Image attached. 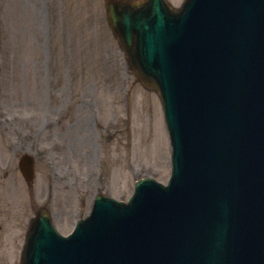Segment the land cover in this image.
<instances>
[{
  "label": "rangeland",
  "instance_id": "rangeland-1",
  "mask_svg": "<svg viewBox=\"0 0 264 264\" xmlns=\"http://www.w3.org/2000/svg\"><path fill=\"white\" fill-rule=\"evenodd\" d=\"M105 8L0 0V264H19L38 208L65 234L96 194L126 200L139 178H168L160 99L128 69ZM23 154L34 160L30 183Z\"/></svg>",
  "mask_w": 264,
  "mask_h": 264
},
{
  "label": "water",
  "instance_id": "water-1",
  "mask_svg": "<svg viewBox=\"0 0 264 264\" xmlns=\"http://www.w3.org/2000/svg\"><path fill=\"white\" fill-rule=\"evenodd\" d=\"M107 16L127 55L130 68L145 86L159 92L162 101L164 96L172 112L182 116V121L173 123L177 126L175 137L172 136L174 165L177 177L181 176L182 179L176 182L177 194L166 188H158L153 183L150 186L152 196L154 193L158 195L153 209L158 205L159 208H166V218L148 206L138 208L133 203L129 206L112 203L105 206V212L97 215L108 228L101 230L97 226L99 222L80 223L75 236L68 243H74L77 237H81L80 233L91 235V229H94L97 235L95 244L103 243L106 251L94 259L95 252L90 247L92 260L86 264H184L196 254H208L206 243L210 241L207 234L210 221L216 225L219 218L226 217L233 221L243 220L241 226L246 224L244 217L225 211L223 205L240 213L238 209L244 203L234 200L237 195L235 191L240 188L244 190L242 183L251 175L245 172L246 178L243 179V174H239L252 160L240 158L234 161L236 170L233 172L219 158L227 152L224 145L238 144L236 130L243 131L242 134L249 132L252 136L250 130L258 126L253 124L257 119L254 116L261 113L254 108L262 101L263 95L249 96L247 91L255 88L264 93V0H185L180 10L171 9L164 0H111L107 4ZM183 28L187 30L183 31ZM199 39L205 43V55L196 47ZM176 41L179 47L193 54L197 60L191 64L193 77H179V70L176 71L177 76L172 74L173 67L179 63L170 62L171 55L176 57L173 54ZM209 54L215 57L213 63L208 61ZM208 72L214 75V83L206 82ZM203 73L205 78H200ZM196 92L208 99L195 101L193 97ZM224 98L234 99L237 105L244 103L242 121H230L229 116L234 115V109L228 110L220 103ZM209 108L217 116L210 114ZM205 113L208 120L200 118ZM184 120L190 124L184 126ZM262 145L263 142L259 144ZM258 149L261 151L260 147ZM247 154L249 156L252 152ZM259 157L261 161L251 163V167L257 165V169L262 170L264 156ZM180 158L190 168L179 167ZM26 160L23 157L22 161ZM234 177L239 179L230 182ZM189 179L193 182L189 185L191 190L198 188V191H194L196 194L205 193L197 203L187 199L191 198L190 195L183 194ZM214 180L217 184L213 183ZM142 187L147 189V186ZM220 193H226L228 202L223 203L222 200L219 207L212 208ZM257 205L252 206L261 213L264 207L259 205L258 208ZM189 207L192 209L189 210ZM203 211L201 217L196 213ZM185 226L192 229L201 226L205 231L204 236L190 233L201 242L197 251L193 243L181 235L179 229ZM57 243L62 244V241L57 239L49 217L44 211H38L26 236L21 264H73L74 259L79 257L80 248L77 247L75 257L66 262L51 254ZM261 248L264 251V242ZM209 256L215 259L217 253H210ZM263 262L264 253L254 262L241 264ZM75 264H82L79 258Z\"/></svg>",
  "mask_w": 264,
  "mask_h": 264
}]
</instances>
